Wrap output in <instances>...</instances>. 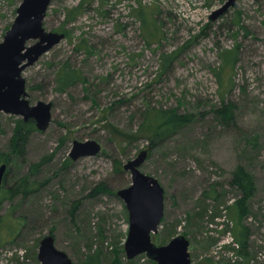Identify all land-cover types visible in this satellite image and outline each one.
<instances>
[{"label":"rangeland","instance_id":"rangeland-1","mask_svg":"<svg viewBox=\"0 0 264 264\" xmlns=\"http://www.w3.org/2000/svg\"><path fill=\"white\" fill-rule=\"evenodd\" d=\"M22 1L0 0V42ZM81 1L52 0L45 28L66 36L23 72L31 103H53L49 127L36 126L21 154L11 143L25 120L0 112V165L8 166L0 187V264H41L40 242L51 231L79 264L89 256H96L91 264H158L145 254L127 258L129 212L118 195L132 183L124 164L144 149L141 170L165 188L153 241L184 234L193 264H255L264 251V0H237L215 20L226 0H85L66 21ZM141 13L159 36L143 27ZM169 52L175 59L162 70ZM66 60L87 80L59 92L56 72ZM223 100L236 105L233 125L215 113ZM153 106L194 120L152 146L137 129ZM88 139L102 150L74 160L73 142ZM239 164L257 185L247 213L230 183ZM26 175L31 193L11 194ZM102 183L107 190L97 191ZM234 249L235 260L228 257Z\"/></svg>","mask_w":264,"mask_h":264},{"label":"water","instance_id":"water-1","mask_svg":"<svg viewBox=\"0 0 264 264\" xmlns=\"http://www.w3.org/2000/svg\"><path fill=\"white\" fill-rule=\"evenodd\" d=\"M236 1L226 0L211 18H219ZM51 3L52 0H23L12 26L0 42V112L21 115L25 121L32 119L40 130H46L52 121L53 103L43 100L31 103L23 72L66 36L63 32L45 28L44 20ZM32 39L36 41L28 44ZM101 150V143L95 139L75 140L70 155L77 160L97 155ZM147 157L148 150L144 149L124 164V168L131 172L132 183L118 190L129 212L125 242L127 258L133 260L145 254L158 264H193L189 250L191 240L184 234H178L162 245L153 241V234L158 233L165 214V188L158 178L141 170ZM7 167L6 163L0 165V187ZM38 259L41 264H79L58 248L53 234L42 238Z\"/></svg>","mask_w":264,"mask_h":264},{"label":"trees","instance_id":"trees-1","mask_svg":"<svg viewBox=\"0 0 264 264\" xmlns=\"http://www.w3.org/2000/svg\"><path fill=\"white\" fill-rule=\"evenodd\" d=\"M84 2L85 0L81 1V3L76 8L68 11L66 21H72L75 19L77 13L80 11V8L82 7V5H84ZM140 18L144 25L143 27L148 29L150 28L149 32L153 37L156 38L157 36H159V27L157 24L149 22L144 13L140 14ZM175 53L176 52H169L162 54V70H166L168 67H170V64L175 59ZM86 80L87 79L83 75V73L79 69L73 67L70 64L69 60H66L61 64L56 72L55 88L59 92H66L71 87L80 82L85 83ZM235 109L236 105L234 102L223 100V103L215 108V113L222 124L230 126L235 123ZM193 117L194 115L191 113H179L176 109L173 108L170 109L155 106L148 107V109L143 113V120L137 129V133L149 136L152 146L159 145L165 140L173 137L174 135L179 133L181 129L192 123L194 120ZM36 128L37 127L34 120L31 119L29 121H23L15 131L14 137L12 139L11 145L13 150L16 152H20L21 154L25 153V147L27 145L29 135ZM6 161L8 162L7 159ZM29 179L30 178L27 175L21 177L17 184L14 187L10 188L11 194L17 195V193L21 192L25 196L29 195L31 193V181ZM230 183L232 186L238 188L241 191V195L239 198H237L236 202L237 208L243 213L249 212V202L257 192V185L254 175L244 165L239 164L233 171ZM104 189L107 190V187L103 183L96 188L97 191ZM78 207L79 202H76L75 210ZM51 234L54 235L53 231H51ZM247 238V234L244 235L245 246L248 240ZM95 257L96 256H89L85 264H91V262H94Z\"/></svg>","mask_w":264,"mask_h":264},{"label":"built area","instance_id":"built-area-1","mask_svg":"<svg viewBox=\"0 0 264 264\" xmlns=\"http://www.w3.org/2000/svg\"><path fill=\"white\" fill-rule=\"evenodd\" d=\"M232 242H228L226 244H230ZM234 244V243H233ZM240 255H238L237 253H235V249L231 250V252H229L228 257L232 258V259H237ZM262 262H264V251H261L257 257V260L254 261L255 264H262Z\"/></svg>","mask_w":264,"mask_h":264},{"label":"bare ground","instance_id":"bare-ground-1","mask_svg":"<svg viewBox=\"0 0 264 264\" xmlns=\"http://www.w3.org/2000/svg\"><path fill=\"white\" fill-rule=\"evenodd\" d=\"M226 263H227V261H226Z\"/></svg>","mask_w":264,"mask_h":264},{"label":"flooded vegetation","instance_id":"flooded-vegetation-1","mask_svg":"<svg viewBox=\"0 0 264 264\" xmlns=\"http://www.w3.org/2000/svg\"><path fill=\"white\" fill-rule=\"evenodd\" d=\"M3 164V163H2Z\"/></svg>","mask_w":264,"mask_h":264}]
</instances>
